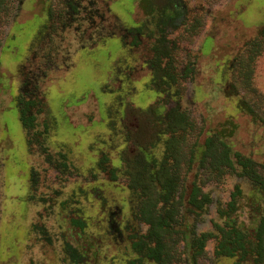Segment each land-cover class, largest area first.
<instances>
[{"label":"rangeland","instance_id":"obj_1","mask_svg":"<svg viewBox=\"0 0 264 264\" xmlns=\"http://www.w3.org/2000/svg\"><path fill=\"white\" fill-rule=\"evenodd\" d=\"M182 3L181 20L159 25L146 0H0V264H162L131 247L139 237L153 241L142 237L152 230L139 215L144 202H153L149 220L161 217L156 231L171 254L163 264H190L184 237L207 231L196 264H251L216 254V225L229 218L253 232L264 190L240 174L229 150L230 166L217 155L199 161L193 146L230 127L229 147L252 158L264 180V0ZM142 20L145 30L131 29ZM155 31L166 38L162 66L194 68L165 92L152 79ZM18 96L33 103L31 129ZM175 104L192 124L167 159L179 179L166 202L151 173L167 157L169 134L158 128L151 145L154 122L138 112ZM140 147L149 199L127 171ZM193 186L210 198L200 209L187 203ZM237 187L236 207L222 217L218 207Z\"/></svg>","mask_w":264,"mask_h":264},{"label":"trees","instance_id":"obj_2","mask_svg":"<svg viewBox=\"0 0 264 264\" xmlns=\"http://www.w3.org/2000/svg\"><path fill=\"white\" fill-rule=\"evenodd\" d=\"M143 1V0H141ZM163 2V3H162ZM144 3V2H141ZM2 4V3H1ZM145 9L146 12L150 15L153 13V11H158V22L160 23H168L172 21H179L181 20L182 16H184V4L182 3V0H146ZM161 8V9H160ZM152 16V15H151ZM144 21L145 25L147 26V20H142V22L135 26L134 28H131L133 30L142 31L144 29ZM156 35H158L156 37ZM149 36H153V34H149ZM40 37L37 38V41ZM137 37L134 38V41ZM155 42H154V49H155V56L154 59L156 60V64H154L152 68L153 72V81L154 86L158 90L163 91V89H166L167 86H172L174 83L176 84L178 82L179 77L182 76L185 77L188 75L194 68L193 64L187 67V69L183 70L182 74H178L177 72H174L173 70L166 69V66H162V59L163 57H168V53L161 50V44L166 39L164 36V33H159L158 31H155ZM38 45V43L36 44ZM29 84V82H28ZM170 86V87H171ZM18 104H19V110L21 112V120L22 124L26 129H31L34 126V118L35 116L33 114H29L31 103L30 101L23 99V97L18 96L17 98ZM24 100H26L24 102ZM154 107V106H153ZM151 109L150 116L147 114V111H141L139 110V114L146 116L149 118L147 120L148 124L153 120V125H151V139L150 142L151 145H154L156 142L157 135H158V128L164 129V132L169 134V138L166 140V156L161 165H159L152 173L151 177L153 178V181H157L160 187L163 189V193L159 196V198L162 201L168 202L171 199L170 193L173 190V186L178 183V175H177V169L176 165L175 167L167 164V159H174V156L171 151H173V146L175 143V155L181 148L177 147V140L181 137L182 134L189 131V128L191 127V120L189 119L188 115L185 113L184 110H181L179 105L175 106H168L165 108L164 112H154L153 108ZM149 109V110H150ZM156 113V114H155ZM155 127V128H153ZM230 127L221 128L218 130L215 134L207 135L204 137L203 140H199L197 138L194 142V149L199 151L201 157L198 159L199 161H204L206 158H208L210 155L219 156L220 159H222L223 162L228 163V165H232V161L230 160L228 156V150L230 154L233 156V160L235 161V164L240 169V174L242 176L247 177L253 184L257 185L259 187V190H264V180L260 176V174L257 172V170L254 167L253 162L251 161L252 158L249 156L243 157L240 152L233 151V147H229L228 145V137L232 134V130L229 129ZM156 129V130H155ZM228 131V132H227ZM215 138L218 139L220 147L222 148V151L220 153L217 152L216 148L214 149V146H216ZM145 143V141H144ZM147 142L143 144V142L137 141L136 144L139 146H142L144 149L145 147L149 145ZM147 144V145H146ZM218 145V146H219ZM142 148H138L139 156L135 159L134 157L131 159H128V168L127 171L129 173L130 178V186L137 188L141 193V196H146L148 199L150 198L148 188L147 186H143V177L141 172L143 171V166L146 165L144 160V155L142 152ZM131 161V162H130ZM138 162V163H137ZM203 163V162H202ZM142 165V168L140 167ZM262 167H264V163L261 164ZM176 188V187H175ZM240 193L239 188L237 187L231 194L230 200L227 202V206L225 208L219 206L218 212L223 217H228L230 212L235 209L236 207V196ZM149 195V196H148ZM180 198V195L178 196ZM179 198L175 200V207L179 205ZM146 201V200H145ZM210 201V198L207 193L202 192L198 187L193 186L191 189L187 203L191 204L192 207H195L196 209H200L203 207L205 203H208ZM146 203V204H145ZM153 203V202H152ZM151 202L147 203L144 202L142 204V207H140L139 215L144 221L148 220V223H150V227L152 230L148 232V235H144L142 237H148L153 240L152 244H149V242H146V240H143L141 237H139L137 240H134L131 244L132 249L134 252L138 255L139 259H142L143 257L155 260L158 263H164L170 254V249L165 241V236L161 233H158L156 231V228H161L162 223L159 224L161 217L157 216V218L152 221L145 216L144 209L145 207H148L149 205H152ZM149 216V215H148ZM159 219V221H158ZM74 223H80L79 220H73ZM159 226V227H158ZM217 229H219L220 234L218 237V244L216 248V254L217 255H224L227 257H233L237 256L239 261H244L249 259L251 264H264V216H261L259 220L257 221V225L253 232L247 231V228L238 226L237 223L231 222L229 218H227V221L223 226H220L219 224L216 225ZM160 234V235H159ZM213 235L212 232H201L198 234H192L185 236V243L184 246L187 251L190 252L189 254V262L190 264H196L198 257H200L204 253V249L206 246L207 241L209 238ZM164 239H163V238ZM137 259V258H136ZM134 263V260L132 261Z\"/></svg>","mask_w":264,"mask_h":264}]
</instances>
